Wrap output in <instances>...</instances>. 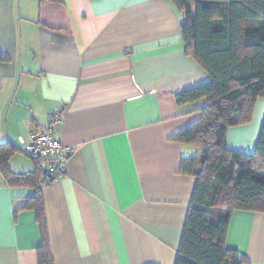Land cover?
Returning <instances> with one entry per match:
<instances>
[{"label":"crops","instance_id":"crops-1","mask_svg":"<svg viewBox=\"0 0 264 264\" xmlns=\"http://www.w3.org/2000/svg\"><path fill=\"white\" fill-rule=\"evenodd\" d=\"M181 21L170 0H0V143L16 148L8 165L43 172L23 140L56 107V136L73 147L65 174L40 188L42 219L28 206L35 187L0 171V264H38L44 234L54 264H174L196 180L180 161L199 150L170 137L205 103L175 94L209 80ZM259 98L249 122L228 128L229 148L254 150ZM226 244L264 264V212L235 209Z\"/></svg>","mask_w":264,"mask_h":264},{"label":"trees","instance_id":"trees-1","mask_svg":"<svg viewBox=\"0 0 264 264\" xmlns=\"http://www.w3.org/2000/svg\"><path fill=\"white\" fill-rule=\"evenodd\" d=\"M170 1L182 13L186 51L209 74L208 81L175 94L178 104L199 98L205 103L197 118L170 137L199 150L180 161L179 171L196 180L174 264H250L227 246L226 234L235 209L264 212V117L252 152L229 148L226 133L249 122L256 99L264 97V0ZM15 150L0 143V171L8 182L35 187L28 206L42 219L43 172L12 171L8 159ZM37 250L38 264H54L45 234Z\"/></svg>","mask_w":264,"mask_h":264},{"label":"built area","instance_id":"built-area-1","mask_svg":"<svg viewBox=\"0 0 264 264\" xmlns=\"http://www.w3.org/2000/svg\"><path fill=\"white\" fill-rule=\"evenodd\" d=\"M62 114V109L56 107L50 114L47 124L41 129H31L27 138L23 140L24 151L44 164L39 182L42 185L65 174L68 158L73 151L72 146L61 143L56 136L63 120Z\"/></svg>","mask_w":264,"mask_h":264},{"label":"rangeland","instance_id":"rangeland-1","mask_svg":"<svg viewBox=\"0 0 264 264\" xmlns=\"http://www.w3.org/2000/svg\"><path fill=\"white\" fill-rule=\"evenodd\" d=\"M257 101L259 102V104H258V106H257L256 109H255V113L258 112V109L260 108V105H261V100H260L259 97L257 98ZM256 116H258V115L256 114V115H255V118H256Z\"/></svg>","mask_w":264,"mask_h":264}]
</instances>
